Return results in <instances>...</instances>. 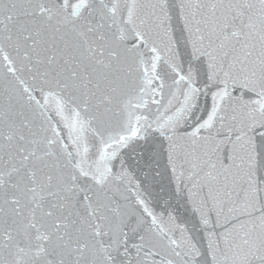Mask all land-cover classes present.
Returning <instances> with one entry per match:
<instances>
[{"label":"snow or ice","instance_id":"snow-or-ice-1","mask_svg":"<svg viewBox=\"0 0 264 264\" xmlns=\"http://www.w3.org/2000/svg\"><path fill=\"white\" fill-rule=\"evenodd\" d=\"M0 264H264V0H0Z\"/></svg>","mask_w":264,"mask_h":264}]
</instances>
